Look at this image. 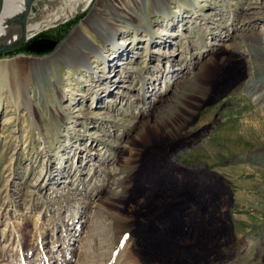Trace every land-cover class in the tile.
I'll use <instances>...</instances> for the list:
<instances>
[{
    "label": "rangeland",
    "instance_id": "374dc122",
    "mask_svg": "<svg viewBox=\"0 0 264 264\" xmlns=\"http://www.w3.org/2000/svg\"><path fill=\"white\" fill-rule=\"evenodd\" d=\"M66 1L37 0L32 39L0 54V264H194L181 240L144 250L137 214L161 194L192 205L185 187L198 216L232 218L215 260L251 235L264 264V108L247 87L264 65L239 36L264 0ZM241 185L261 211L239 241Z\"/></svg>",
    "mask_w": 264,
    "mask_h": 264
},
{
    "label": "crops",
    "instance_id": "0c3cea01",
    "mask_svg": "<svg viewBox=\"0 0 264 264\" xmlns=\"http://www.w3.org/2000/svg\"><path fill=\"white\" fill-rule=\"evenodd\" d=\"M240 188H237L236 194H234L235 201H236V209L235 211L237 217H235L237 222L239 224H233V227L237 228L238 235L236 236L237 240L240 241L242 238L244 239L245 236L244 232L248 231L249 224H248V216L249 213L248 209L249 207L252 210L251 217H258L255 213L256 211H261L260 207L258 206L259 202V196L258 194H254L255 192H252L251 195V189H248L246 185ZM186 189H183L182 191H185L184 197H187V199L190 200V203L192 205H186L184 206L178 204L175 207L173 206H164L160 204V200L165 199L166 197H162L163 194H161V197H158L153 199L154 203L150 207L149 210H146L147 208L144 207V209L137 213L138 215V221L145 223V225L149 226L147 229V237L146 242L144 243V250L148 247H152L154 249H163L167 250L170 253V248L177 244L179 240L183 242V247L189 250V254H191V260L196 264L197 262L204 261L207 264H214L217 263L218 260H215V246L222 247L221 240L224 241L225 234L227 232V229L225 227L224 220L218 219L215 215H209L205 214V216L197 215L195 214V196L190 191V187H185ZM250 190V193H249ZM176 197V196H175ZM239 197V198H238ZM176 199V198H175ZM249 201H251L254 206H249ZM177 203V202H176ZM175 211V212H174ZM255 211V212H254ZM263 212V210H262ZM167 214L171 215L170 218H164L161 217V214ZM234 219V218H233ZM254 219V218H251ZM230 222H232V218H230ZM226 223L232 225V223ZM239 226V229L237 226ZM155 228L161 229L155 230ZM176 230V235L173 234V231ZM145 229H143V232ZM247 234V233H246ZM258 235V234H257ZM255 234V240L258 238ZM218 239V240H217ZM253 241L254 237L251 235H246L245 239V249H243V254H237L236 257H240L239 259H235L233 261V258H226V250L224 247L222 248L221 252L222 254V260L218 261L219 264H248V254H249V240ZM217 240V242H216ZM218 243V245H215ZM186 243V246L184 245ZM163 244V247H160V245ZM254 252V249L252 248V251ZM232 255L231 251H229V255ZM189 261V260H187Z\"/></svg>",
    "mask_w": 264,
    "mask_h": 264
},
{
    "label": "bare ground",
    "instance_id": "6f19581e",
    "mask_svg": "<svg viewBox=\"0 0 264 264\" xmlns=\"http://www.w3.org/2000/svg\"><path fill=\"white\" fill-rule=\"evenodd\" d=\"M25 1L26 0H0L1 7L3 9L0 14V41H2L4 38L8 36V31L10 26L6 27L5 24L18 18L20 12L23 10ZM80 1L82 0H67L65 6L72 5L73 2L79 3ZM258 9L259 11L263 12L264 5H262V7H259ZM258 9L253 7H249V8L247 7V11L246 13H244V20H242V24H241V27L244 28L243 30L245 31V33H242L239 36L243 35L244 41L246 40L248 42L246 43L248 47L252 48L250 57L256 56L257 59L255 61L260 62L262 65H264V35L256 34V35L248 36V32L251 28L252 21L255 20L256 15L259 16L260 14V12H258ZM163 14L165 15L166 12L164 11ZM12 26L16 28H20V26H18V23L13 24ZM26 35L28 39L31 38L29 34V26H27L26 28ZM13 36L14 38H17V36H19V33L18 35L15 33ZM253 53L255 54V56L253 55ZM51 59L52 56L50 57V61ZM43 60H49V57L44 58ZM110 77L111 75L108 78ZM249 84L247 87L249 88V91L252 93L251 95L254 96L255 102L261 105L262 108H264V86H263L264 83L260 82L257 84H253L249 82ZM102 235L105 236L106 234L104 233ZM127 248H128V244H127V239L125 238L124 241L122 242V249H121L122 256L126 254L125 252L128 250ZM95 262L91 263L90 261L85 260L84 264H94Z\"/></svg>",
    "mask_w": 264,
    "mask_h": 264
},
{
    "label": "water",
    "instance_id": "95a60500",
    "mask_svg": "<svg viewBox=\"0 0 264 264\" xmlns=\"http://www.w3.org/2000/svg\"><path fill=\"white\" fill-rule=\"evenodd\" d=\"M37 0H26L23 10L20 12V15L15 20L5 24L6 27H9L8 36L0 41V54L16 52L22 49L30 40L26 35V28L28 21L30 19L31 13L33 11L34 4ZM1 2H0V14L2 12ZM18 23L20 28L13 27L12 25ZM19 33L17 38H14V34Z\"/></svg>",
    "mask_w": 264,
    "mask_h": 264
}]
</instances>
